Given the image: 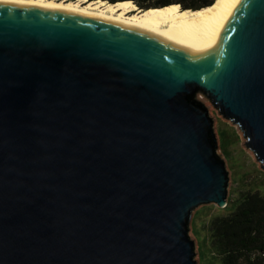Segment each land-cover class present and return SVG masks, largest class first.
Segmentation results:
<instances>
[{
	"label": "water",
	"instance_id": "95a60500",
	"mask_svg": "<svg viewBox=\"0 0 264 264\" xmlns=\"http://www.w3.org/2000/svg\"><path fill=\"white\" fill-rule=\"evenodd\" d=\"M200 93L264 171V0L204 37L0 1V264H198L230 185Z\"/></svg>",
	"mask_w": 264,
	"mask_h": 264
},
{
	"label": "trees",
	"instance_id": "16d2710c",
	"mask_svg": "<svg viewBox=\"0 0 264 264\" xmlns=\"http://www.w3.org/2000/svg\"><path fill=\"white\" fill-rule=\"evenodd\" d=\"M76 1V0H73ZM98 1V0H88ZM111 4L121 1L144 11L177 5L181 10H199L215 0H101ZM213 207L207 206L206 209ZM229 215L217 216L209 223L211 264H264V194L260 190L241 189L229 200Z\"/></svg>",
	"mask_w": 264,
	"mask_h": 264
},
{
	"label": "bare ground",
	"instance_id": "6f19581e",
	"mask_svg": "<svg viewBox=\"0 0 264 264\" xmlns=\"http://www.w3.org/2000/svg\"><path fill=\"white\" fill-rule=\"evenodd\" d=\"M31 3L35 5L62 6L79 13L91 14L119 21L124 25L155 33H171L187 36H213L221 28V13L229 0H215L213 5L199 10H181L177 5L164 8H151L144 11L121 1L111 4L108 1L87 0H0Z\"/></svg>",
	"mask_w": 264,
	"mask_h": 264
},
{
	"label": "rangeland",
	"instance_id": "374dc122",
	"mask_svg": "<svg viewBox=\"0 0 264 264\" xmlns=\"http://www.w3.org/2000/svg\"><path fill=\"white\" fill-rule=\"evenodd\" d=\"M198 97L206 105L205 107L215 120V132L219 146L218 154L225 159L229 171V200L234 198L241 189L260 190L264 194V171L261 164L254 157V153L246 148V139L243 132L240 131L238 126L232 125L231 121L220 116L209 99L201 93ZM231 212V208L219 209L215 206L208 209L201 207L196 211L192 221L191 237L197 244L198 264H211L213 262V253L209 248L208 227L211 219L217 216L229 215Z\"/></svg>",
	"mask_w": 264,
	"mask_h": 264
}]
</instances>
